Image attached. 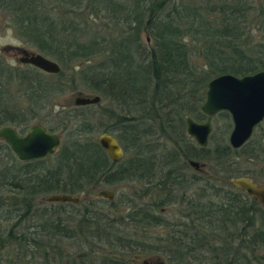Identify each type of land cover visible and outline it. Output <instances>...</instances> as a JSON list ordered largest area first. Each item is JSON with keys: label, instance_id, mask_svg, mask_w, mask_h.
<instances>
[{"label": "trees", "instance_id": "16d2710c", "mask_svg": "<svg viewBox=\"0 0 264 264\" xmlns=\"http://www.w3.org/2000/svg\"><path fill=\"white\" fill-rule=\"evenodd\" d=\"M1 11L60 71H15L0 59V127L19 124L25 132L41 123L61 137L53 154L28 161L1 139L0 220L10 224L4 239L14 257L4 264H136L135 256L150 252L169 264H264V207L229 182L264 177V120L236 149L226 140V111L216 114L223 129H212L206 147L186 131L187 117L209 118L201 105L210 79L264 69V7L248 0H0ZM77 82L79 94L99 95V119L61 109L52 124L35 121L48 99ZM103 132L123 147L121 161L97 143ZM190 159L212 165L225 183L191 172ZM129 180L138 188L122 207L90 197ZM55 193L79 202L37 204ZM174 205L176 218H165ZM156 226L166 228L153 237L160 245L147 241Z\"/></svg>", "mask_w": 264, "mask_h": 264}, {"label": "water", "instance_id": "95a60500", "mask_svg": "<svg viewBox=\"0 0 264 264\" xmlns=\"http://www.w3.org/2000/svg\"><path fill=\"white\" fill-rule=\"evenodd\" d=\"M18 61L30 64L51 74L60 71V66L54 60L41 53L21 51ZM100 101L99 95H81L74 99L77 106L94 105ZM201 110L206 115H214L220 111L229 113L232 128L228 134V143L232 148H239L253 135L257 126L264 120V69L255 73L237 76L230 73L217 75L209 80L206 86L205 99ZM212 125L210 120L196 121L191 117L186 119L187 134L201 147H206ZM0 138L14 152L18 160L27 161L46 157L55 152L60 145L58 134L49 131L44 125H32L24 135H20L11 126L0 127ZM97 143L106 151L114 162L122 160L124 151L117 138L110 133L103 132L96 136ZM188 164L198 170L204 163L190 159ZM231 186L246 193L259 205L264 207V183L257 182L249 176H237L229 179ZM98 196L112 199L113 192L101 189ZM49 202L79 201L78 197L69 194H51Z\"/></svg>", "mask_w": 264, "mask_h": 264}, {"label": "rangeland", "instance_id": "374dc122", "mask_svg": "<svg viewBox=\"0 0 264 264\" xmlns=\"http://www.w3.org/2000/svg\"><path fill=\"white\" fill-rule=\"evenodd\" d=\"M199 1L203 2V0H199ZM263 2H264V0H248V4L254 8H261ZM255 17L258 18L259 21L261 20V14L260 13L255 14ZM253 31H254L253 35L255 36V38H256V35L258 38V34L260 33V31H258V29L256 27L253 28ZM145 36H146L145 34H142V36H141L143 42H149V40L147 39L148 37H145ZM8 46H17V51H15L14 48L13 49L11 47L9 48ZM24 49L28 50V51H34L35 50V48L30 47L28 44L23 42V40H21L20 37L17 36V33L13 30V26L8 21L7 14L5 12L1 11L0 12V59H2L3 61L5 60V62L7 60L9 63H11L13 65H17V66L21 65V63L18 61V57L22 55L21 51ZM68 75H69V73H68ZM74 86L76 89H70V88L67 89L68 88L67 87L62 93H57L56 95H54L50 99H48L49 101L48 102L46 101L45 107L42 108V110L41 109L38 110V114H40V115L37 116L38 119H36L35 121H38V120L43 121V122L47 121L46 123L52 124V122L50 120L52 119L53 122H55V120H54L55 117L53 115L55 114L56 111H60L61 109L70 110V111L75 110V112H81V113H87L88 112L90 115H93V117H91L93 120L99 119L100 118V117L98 118L99 115L97 116V114L95 113L98 110V108L96 106L85 105V106L79 107V106L75 105L74 99L76 97H78L80 92L78 91V88H79L78 82L75 83ZM15 88H16L15 86H13L11 88V95L13 96V98L15 95ZM81 94L82 95H89L87 93H81ZM14 101H17V98ZM17 103L19 104V102H17ZM209 119L211 120L210 122L212 123V129L214 128L216 135H218L220 133L219 131H221L223 129V121L221 120V117L219 115L215 114V115L209 116ZM17 128H19V130H21L20 129L21 126L19 124H18ZM226 140L228 142V138ZM211 145H212V143H211ZM1 148L2 147H1V139H0V150H1ZM2 152H0V162L1 163L5 162L7 160L5 158V156H3L4 154H1ZM16 159H17V157H16ZM199 162L204 163L203 164L204 166L201 167L200 169L196 170L189 165V167H191V169H192V170H190L191 172H195L196 175H201L202 177L208 178L210 181H214L217 185H221L222 183H225L226 180L223 178V174L220 173L219 170H217L216 168H213L212 165H210L209 163H206L204 161H199ZM261 181H264L263 176L260 177V180L258 182H261ZM137 188H138L137 183L129 180V181L121 182V183H116V184H113L110 186H106L105 189L104 188H101V189L113 192L114 196L112 199H109V200H111V201L113 200V202L115 201L113 206L114 207L118 206V208H119V206L122 207L121 201L126 196H130L131 194H133L134 190H136ZM97 192H94L90 197H93L95 199V196H96L95 193H97ZM49 196H50V194L44 195L43 196L44 198H42V197L39 198L40 200L37 199V204H40V207H43V206H46L47 203H51V202L47 201V198ZM56 203H59V202H56ZM175 208H176V205L169 206L168 208H166L167 211H166L165 215H163V216L165 218L172 220L175 217L172 214L173 209H175ZM9 226H10L9 223H6L5 221L0 220V235H1L0 255L3 257V260L1 261L0 264H4V262L8 261L9 259L13 260V258H14V257H12V254L8 253V252H12L13 247L10 246V244H8L7 241H5L6 239H4L6 237L7 232H8ZM165 229L166 228L164 226H160V227L156 226V227L150 228L148 230V232L150 233V236H149L150 240L148 239L147 241L152 245H160L162 241L161 240H154L153 237H155V238L164 237ZM67 247H69V246L67 245ZM81 249L85 250L84 247H82ZM77 251H79V250H77ZM93 255L94 254H92V256ZM150 257L153 259H160V260L162 259L161 261L164 262V264H169V263H167V261H165V259H163V257H161L158 254H155L154 252L153 253L150 252V254H146V255L140 254L138 259H137V264H142L143 260H148ZM89 260L90 259H85V260L83 259V262H87ZM14 263L17 264V262H14ZM185 264H188V263H185Z\"/></svg>", "mask_w": 264, "mask_h": 264}, {"label": "flooded vegetation", "instance_id": "af4514ba", "mask_svg": "<svg viewBox=\"0 0 264 264\" xmlns=\"http://www.w3.org/2000/svg\"><path fill=\"white\" fill-rule=\"evenodd\" d=\"M261 7H264V2L262 3V6ZM9 48L11 47L12 49L14 48V50L15 51H17V46H8ZM25 50V49H24ZM28 51V50H27ZM29 52H34V53H39V52H37V51H29ZM13 57V56H12ZM11 58V57H10ZM14 58V57H13ZM1 61L3 62V63H5V66H7V67H10V69H15V71L17 70V65H13V64H11V63H9L7 60H6V62H5V60L3 61L2 59H1ZM8 62V63H7ZM21 63V62H20ZM21 65H24V63H21ZM25 65H29V66H32V67H35V66H33V65H30V64H25ZM24 65V66H25ZM38 69V68H37ZM40 70V69H39ZM42 71V70H41ZM44 72V71H43ZM45 73H47V72H45ZM49 74H51V73H49ZM208 119V118H207ZM207 119H205V120H207ZM30 128V127H29ZM28 128V129H29ZM17 131H18V133L20 134V135H24L27 131H25V132H21L20 130H18V129H16ZM18 159V158H17ZM0 242H1V235H0ZM138 257L139 256H135L134 258H133V261L137 264V259H138ZM3 260V257L0 255V263H1V261ZM162 260V259H161ZM160 259H153V258H149L148 260H143V262H142V264H164V262H162Z\"/></svg>", "mask_w": 264, "mask_h": 264}]
</instances>
